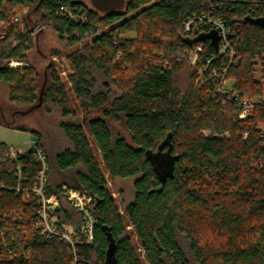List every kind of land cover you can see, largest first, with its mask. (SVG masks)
I'll use <instances>...</instances> for the list:
<instances>
[{"label": "trees", "instance_id": "16d2710c", "mask_svg": "<svg viewBox=\"0 0 264 264\" xmlns=\"http://www.w3.org/2000/svg\"><path fill=\"white\" fill-rule=\"evenodd\" d=\"M210 20L229 31L230 66ZM37 27L71 49L68 89L51 61L41 83L29 62ZM0 83L10 106L28 107L0 105V124L29 132L45 155L59 226L81 222L63 186L91 198L93 243L77 247V264H264V0H127L103 16L76 0H0ZM32 108L54 118L56 134L11 123ZM8 153L0 142V264H73L71 248L38 226L33 153ZM104 172L132 180L121 213Z\"/></svg>", "mask_w": 264, "mask_h": 264}, {"label": "built area", "instance_id": "2783aa9c", "mask_svg": "<svg viewBox=\"0 0 264 264\" xmlns=\"http://www.w3.org/2000/svg\"><path fill=\"white\" fill-rule=\"evenodd\" d=\"M63 12L72 20L76 19L72 13L68 10H63ZM83 20L82 17L79 18ZM17 21L16 18L13 20ZM210 25L214 27V29L218 32V36L220 38L219 44V56L227 55V59L229 60V66L233 63V57L235 53L231 49V44L228 38V29L225 27L224 23L220 20H210L208 21ZM189 24L186 25V28H189ZM42 30L41 27H37L35 33L40 32ZM229 51V52H228ZM201 52V47H197L195 53L191 54L189 57L190 65L195 66L197 63V53ZM66 60L64 57L52 56L51 62L55 66V70L58 71V67L62 68V63ZM258 62V58L255 60ZM209 63V61H208ZM21 63L10 62L8 63L9 68L19 67ZM228 70L227 65L222 66V75L220 76L221 81L219 85V89L217 92L224 93L226 89L227 81H225L226 71ZM205 69H202L198 72L199 76H202ZM241 112L239 114L240 119H245L250 114V108L246 101H242L240 103ZM39 164L40 169L36 174L35 183L32 187V192L38 197V205L39 211L37 213L38 226L41 228V234L46 237H57L61 241H63L67 246H69L73 252V264H77L76 258V249L81 245H92L93 243V229L97 224V218L94 211L90 207L91 198L83 191L63 187L62 194L63 197L69 202V204L73 207L74 212L80 216L81 222L79 226V230L76 231L72 226L61 225L59 226L58 220L55 216V212L59 209L58 198L55 195L46 197L44 194V190L46 187V170L47 165L45 161V155L42 150L37 147L34 143V140L29 143V149ZM22 151L19 149H15L10 147L8 157L15 158ZM19 172V171H18ZM19 190V188H17ZM22 191V190H21ZM27 195V190H24Z\"/></svg>", "mask_w": 264, "mask_h": 264}, {"label": "rangeland", "instance_id": "374dc122", "mask_svg": "<svg viewBox=\"0 0 264 264\" xmlns=\"http://www.w3.org/2000/svg\"><path fill=\"white\" fill-rule=\"evenodd\" d=\"M76 1L82 2L88 9L97 11L101 16L110 12H123L125 9V5L127 3V0H76ZM25 11L26 10H24L23 12ZM133 37L134 35L132 34L128 35V38H133ZM34 38L36 39L35 43L37 48L33 49V51L31 52L30 55L31 59L29 62L32 65H34L38 70V72L41 74V78H40V83H41L43 79V69L48 64V62L51 61L50 56L51 57L53 56L50 53L53 51H58L59 54L57 56L67 58V55L69 54L71 49L65 48L59 42L56 34L53 33L50 29H44V30L42 29L40 32L37 33V35H35ZM67 60L64 63H62V68L58 67L57 73L61 81L65 84L66 88L68 89L69 83L67 77L70 73H72V69L70 68L69 62ZM257 67L258 69L262 68L260 60H258L257 62ZM255 76L256 78H258L259 74H256ZM227 84L230 85V82H228ZM68 94L72 99V106L77 110L78 117H83L82 113L77 107L76 101L73 99V96L71 95L70 92ZM7 97H8V89L4 84L0 83V103H1L0 105L4 104L2 106H5L10 111H18V112L20 111V113L28 110V107L16 109L10 106L7 102ZM11 123L12 124L14 123V126H24L29 129H33L38 124L42 128L51 130L53 134L57 133V127H56L57 123L54 121V118L47 117L43 113L41 108H32L28 114H17V116L14 117ZM32 138L33 136L27 131L14 129L11 127L4 126L3 124H0V142L7 144L9 148L12 147L15 149H19L21 151L28 150L29 143L32 141ZM63 144H65V141L63 142ZM104 176L106 178L107 186L109 188L111 196L117 203V206L121 213L124 205L132 200L133 197L132 180H119V179L111 180L109 179L106 172H104ZM127 229L128 230L130 229L129 225H127ZM132 240L133 242H135V236L134 237L132 236ZM138 255L140 259H143V253L141 250ZM190 260H191V264H195L191 258Z\"/></svg>", "mask_w": 264, "mask_h": 264}]
</instances>
